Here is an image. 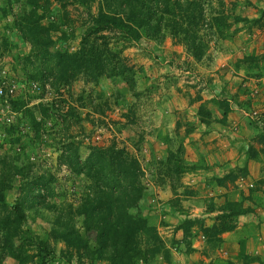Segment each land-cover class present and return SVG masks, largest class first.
<instances>
[{"label": "rangeland", "instance_id": "1", "mask_svg": "<svg viewBox=\"0 0 264 264\" xmlns=\"http://www.w3.org/2000/svg\"><path fill=\"white\" fill-rule=\"evenodd\" d=\"M21 4H25V0L17 3L0 0V84L7 89V97L0 99V159L23 153L33 166L32 173H49L55 180L56 190V197L47 204L49 208L45 200L44 207L26 213L25 228L44 238L50 229L51 208L62 202L74 207L79 204L85 180L72 175L59 157L60 149L70 142L78 146L81 160L86 158L90 147L114 145L133 155L144 172L145 208L149 210L158 209L162 202L157 197L159 191L170 192V177H164L165 184L161 185L157 176L159 162H165L169 152L175 154L180 145L183 146L185 162L186 151L194 147L205 150L220 140L226 151L240 144L238 155L243 157L241 167L246 168L247 176L234 172L236 180L227 182L224 187L212 184L215 187L209 188V183L200 181L208 189L206 203L219 206L224 201V193L234 194L238 199V193L246 196L252 190L258 193V197H252L264 204V0H225L226 12L241 22L234 23L231 19L230 37L212 42L199 61L193 60L170 38L161 43L146 37L138 42L113 40L112 47L139 71L133 94L121 79L103 77L96 85L76 79L71 86L62 87L61 96L52 84L30 82L24 75L30 69L27 67L24 72L20 59L28 53L29 45L12 25ZM51 8H60V5L52 2ZM66 10L76 16L81 9L76 13L73 7L67 6ZM79 31L76 21L73 37L62 41L63 33L69 35L71 31L59 28L52 33L55 45L51 50L75 51ZM18 100L23 101L25 107L15 111L12 103ZM70 108L75 110L78 119L66 118L73 111ZM33 120L37 123L36 130ZM216 133L219 137L214 138ZM204 156L201 153V157ZM238 162L240 159L234 163ZM250 162L255 166L248 169ZM200 163L182 178L196 174L197 169H202ZM234 165L227 167L224 175L241 168ZM249 184L253 187L248 188ZM18 185L19 178L15 177L12 189L5 193L9 205L18 196ZM159 229V237L170 248L173 239ZM54 249L47 264H79L75 254L70 261L62 258L65 249L62 243H55ZM80 262L88 264L85 259ZM4 264L16 263L6 258ZM151 264L166 263L158 259Z\"/></svg>", "mask_w": 264, "mask_h": 264}, {"label": "trees", "instance_id": "2", "mask_svg": "<svg viewBox=\"0 0 264 264\" xmlns=\"http://www.w3.org/2000/svg\"><path fill=\"white\" fill-rule=\"evenodd\" d=\"M52 2L60 8H51ZM67 6L73 7L76 13L81 9L80 13L71 14ZM18 9L12 25L29 45L28 53L20 59L24 72L27 67L30 69L24 75L30 82L52 84L58 96L62 94V87L71 86L76 79L96 85L103 77L121 79L133 94L139 71L112 47L113 40L138 42L146 37L161 43L170 38L193 60L199 61L212 42L230 37L231 19L234 23L241 22L226 12L225 0H25ZM76 21L80 29L78 48L73 52L52 51L55 45L52 33L61 27L68 28L71 33L64 32L61 37L62 41L68 40L73 37ZM12 107L18 111L25 105L18 100ZM27 113L30 114V110ZM66 118L78 119L75 110ZM32 124L36 130L37 123L33 120ZM88 151L81 160L74 142L60 149L62 163L72 175L84 178L85 183L76 207L62 202L50 209V229L44 238L25 228L24 221L26 213L44 207L45 200L49 208L47 204L56 197L55 180L49 173H32L33 166L23 153L0 159V264H4L6 258L16 264H47L57 242L65 247L62 258L70 261L75 254L79 264L81 259L88 264L100 261L151 264L158 259L173 264L170 248L175 247V241L172 238V246H166L150 219L149 213L156 210L145 208L147 192L139 161L124 148L114 145L90 147ZM183 154L181 145L175 154L169 152L168 159L159 162L157 174L161 185L165 184L164 177H170V192L175 198L169 203L177 209L181 208L178 196L194 195L181 181L192 169L186 167ZM234 172L247 176L246 168L241 167L222 178H211L208 183L224 187L227 182L236 180ZM15 177L19 178L18 196L9 205L5 193L12 189ZM178 189H182L180 194ZM253 194L252 190L247 196L239 193L236 200L225 196L219 206L206 203L208 211L219 212L210 226H205L200 219L181 221L177 229L183 232L184 247L191 251L195 230L205 236L211 249L217 247L220 236L232 231L237 218L251 210L243 204L253 201Z\"/></svg>", "mask_w": 264, "mask_h": 264}, {"label": "crops", "instance_id": "3", "mask_svg": "<svg viewBox=\"0 0 264 264\" xmlns=\"http://www.w3.org/2000/svg\"><path fill=\"white\" fill-rule=\"evenodd\" d=\"M262 80H264V77ZM217 137H219L218 133L215 134L214 138ZM222 145L223 142L219 140V142L216 141L213 146L207 148L212 149L210 152H206L207 149L202 150L198 147H194L191 151L187 150L186 157L188 155L189 157H187L188 160L185 157V164L190 168L197 165L198 162H201L202 165V169H197L196 174L191 173V175L182 178L183 185L193 191L194 195L184 198L178 196L182 206L177 209L169 203L175 196L166 190L159 191L157 197L162 202L158 209L154 208L156 211L149 213L152 222L158 226L157 229H162L164 234L168 233L171 236L170 240L173 238L175 241V247L171 249L174 264H226V262L233 264H264V204L258 202L257 198H253V201L250 202L245 201L249 203L244 206L249 207L251 210L237 218L235 228L230 232L223 233L220 236V243L213 249L208 246L205 236L195 230L192 231L191 251H188L182 243L183 232L177 229L181 221L185 219H201L205 226H210L214 223L215 216L219 214L217 211L210 212L207 210L205 194L208 189H205V186L199 182L203 181L207 184L211 178H222L227 171L226 168L233 167L237 159H240V162L235 164L237 167H241L244 162L243 157L238 155L240 144L237 148H227L226 151L224 150L226 148ZM201 153H204V158L201 157ZM219 157L222 158V161H219ZM254 166L255 163L250 162L248 169ZM248 179L250 180L249 177ZM201 185L204 186V191L201 190ZM210 187L215 186L210 184ZM238 192L242 191L238 190ZM243 193L246 195L245 192ZM233 195L224 193L222 199L226 196L230 200H236ZM253 195L258 197V193Z\"/></svg>", "mask_w": 264, "mask_h": 264}, {"label": "built area", "instance_id": "4", "mask_svg": "<svg viewBox=\"0 0 264 264\" xmlns=\"http://www.w3.org/2000/svg\"><path fill=\"white\" fill-rule=\"evenodd\" d=\"M6 87L0 84V99L7 97V91ZM12 89L10 90V93H12ZM253 185L249 184L248 188H252Z\"/></svg>", "mask_w": 264, "mask_h": 264}]
</instances>
